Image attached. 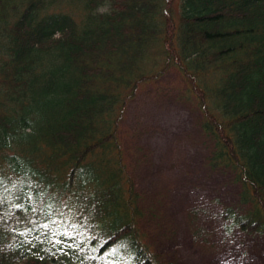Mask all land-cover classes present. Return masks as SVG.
Segmentation results:
<instances>
[{"label": "trees", "instance_id": "1", "mask_svg": "<svg viewBox=\"0 0 264 264\" xmlns=\"http://www.w3.org/2000/svg\"><path fill=\"white\" fill-rule=\"evenodd\" d=\"M171 71L238 185L225 229L264 236V0H0V264H176L118 135Z\"/></svg>", "mask_w": 264, "mask_h": 264}, {"label": "rangeland", "instance_id": "2", "mask_svg": "<svg viewBox=\"0 0 264 264\" xmlns=\"http://www.w3.org/2000/svg\"><path fill=\"white\" fill-rule=\"evenodd\" d=\"M198 119L173 71L138 87L122 110L118 135L125 163L130 170L138 165L135 186L161 212L154 250L176 264H264V236L224 227L222 210L235 207L238 185L229 172L206 164L209 145Z\"/></svg>", "mask_w": 264, "mask_h": 264}]
</instances>
